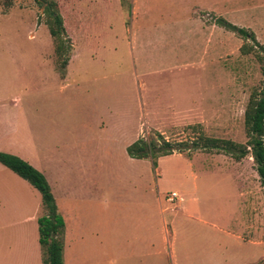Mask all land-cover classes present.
<instances>
[{
    "label": "rangeland",
    "instance_id": "1",
    "mask_svg": "<svg viewBox=\"0 0 264 264\" xmlns=\"http://www.w3.org/2000/svg\"><path fill=\"white\" fill-rule=\"evenodd\" d=\"M54 1L73 46L69 80L77 97L66 100L71 91L60 92L54 80L44 8L36 0H0V153L40 171L39 142L50 148L40 166L58 213L72 195L89 224L87 246L70 263L264 264V189L251 157L238 163L236 181L230 164L237 162L222 153H174L155 168L151 158L127 151L155 134L173 144L202 132L247 143L245 110L264 81L259 50L217 27L220 46L206 55L193 18L207 16L211 26L224 17L264 46V16L239 12L264 0ZM212 9L221 16L206 12ZM98 118L109 129H76ZM101 130L105 155L91 156L89 139ZM173 193L185 202L169 203ZM45 215L39 191L0 163V263L28 256L43 264L32 219ZM65 236L66 229L64 243ZM63 260L69 264L65 250Z\"/></svg>",
    "mask_w": 264,
    "mask_h": 264
},
{
    "label": "trees",
    "instance_id": "2",
    "mask_svg": "<svg viewBox=\"0 0 264 264\" xmlns=\"http://www.w3.org/2000/svg\"><path fill=\"white\" fill-rule=\"evenodd\" d=\"M44 8L46 25L52 37L57 63L62 70H66L73 51L71 39L66 33L63 17L59 6L54 0H36ZM215 24L237 35L245 42H251L259 50V60L264 63V46L261 45L252 31L238 27L224 18L215 19ZM247 46L241 48L247 54ZM264 76V68H263ZM247 143L237 144L233 141L207 137L203 132L198 138L187 143L173 144L166 141L161 135H149L147 139L141 138L128 148V154L133 159L151 158L155 168L161 157L174 153H188L197 151L216 152L225 154L237 162L246 157L254 161L261 187L264 189V81L260 91L250 96L244 114ZM0 163L23 180L30 183L42 196L46 215L38 219L39 244L44 252L43 264H64V218L58 213L55 198L51 188L42 173L28 162L5 153H0Z\"/></svg>",
    "mask_w": 264,
    "mask_h": 264
},
{
    "label": "crops",
    "instance_id": "3",
    "mask_svg": "<svg viewBox=\"0 0 264 264\" xmlns=\"http://www.w3.org/2000/svg\"><path fill=\"white\" fill-rule=\"evenodd\" d=\"M258 11H260L261 14L264 16V4H262L260 6L252 5L251 8L241 9L239 12H245V13H250L251 14V13L258 12ZM206 12L208 14L213 13L215 15L221 16V14H217L213 9L212 10H208ZM224 15L228 16L230 14L227 13V14H224ZM205 17H207V16H196L195 15V18H193V20H195V24L198 26L200 32L202 34H204L205 37H206L205 54L207 55L210 52L211 49H214L215 47H219L220 46V41H219L218 37H214L215 36L214 35L215 29L218 26L216 24L211 25V26L206 25L205 22H204ZM222 18H224V17H222ZM219 28L220 27H218L217 29H219ZM217 40H218V42H217ZM72 64L73 63L69 62L68 66L66 68L67 73H66L65 77H61L60 74H58L56 72V69L59 66V64L58 63L57 64L56 63H52V66H53L54 71H55L54 80L60 83L58 85L60 87H57V88H59V91L63 92V93L71 91L72 94L70 96H65L64 97L66 100H68L70 102L72 101V99L74 97H77L74 93L79 88L78 86L75 85V81L69 80L71 75H72V71H71ZM46 89L47 88L43 89V93H42L41 96H45L44 94L46 93ZM50 98H55V93H53ZM14 103L18 104V103H20V100L17 98ZM203 106H204L203 104L200 105V108L202 109V111H203ZM196 110H194V111H196ZM198 111L199 110H197L196 112H193V114H194L193 117L195 115L198 116V114H199V113L197 114ZM186 116H188V113L186 114ZM69 129H75V128L71 127ZM76 129H109V128H108V125L105 122H103V120L98 118L96 120L95 124H94V127H87L86 126V127H78ZM85 132L86 131H84L82 134L85 135L84 134ZM66 133L69 134V136L72 134L71 131H66ZM97 134L98 135H97L96 138L89 139L90 143H95V145H96L94 148L91 149V156H93L92 154H94V152L96 154H100V155H103L105 153V150L103 149V143L105 141L104 131L103 130L98 131ZM83 135H82V137H83ZM82 141H83V139H82ZM39 147L40 148L38 149V154L36 155V158H37V161H38L37 165H38V169L40 170L39 172L42 173L44 175V177H45L46 170H43L41 168V166H40V157H43V156L45 157V156H48V155H50V157H51V153L52 152L50 151V148L47 145L41 144L40 142H39ZM13 156H15V155H13ZM16 157L20 158V156H16ZM89 160L90 159H88V162H89ZM212 160H214V162H215V159H212ZM235 162H237V161H235ZM81 163H83V165H86L85 161H83V160H82ZM238 163L240 164L241 161L237 162V163H231L230 166L231 167L233 166V169H231V170L234 171L232 177L236 181H238V180L241 181L242 177H240L241 179H239V177L237 176L238 174H236V170L238 168L237 166L239 165ZM240 176H242V175H240ZM182 199H183L182 203H184L185 202V198L182 197ZM69 200L71 202L70 205H69V203L64 201L65 202L64 203V212H62L60 215L64 218V221H65L66 236H65V247H64L65 249L64 250H65V253H66V259H67V262H69V264H72L73 263L72 260H73V258H75V254L78 253V248H79V251L81 252L82 250H84L83 247L87 246L85 244H86V241L89 238L90 234L88 232L89 224H88V221H87L86 217L83 218L81 216L82 214L79 212V209H77L76 205H74V203H76V200L74 199V197L72 195L69 197ZM57 208H58V206H57ZM171 210L174 211V212H178L179 211L178 208L171 209ZM38 219L39 218L35 217L32 220L33 221H38ZM151 236H152L151 233H149L147 235V237L145 235V238H148V240H150ZM153 238H154V236H153ZM2 258H3V259H1L2 263H0V264H14L10 260H8L7 257H2ZM19 260L20 261L17 264H30L28 256H25V257L20 256ZM70 262H72V263H70ZM33 264H41L40 263V259L37 258L36 262L33 263Z\"/></svg>",
    "mask_w": 264,
    "mask_h": 264
},
{
    "label": "built area",
    "instance_id": "4",
    "mask_svg": "<svg viewBox=\"0 0 264 264\" xmlns=\"http://www.w3.org/2000/svg\"><path fill=\"white\" fill-rule=\"evenodd\" d=\"M167 201H168L169 203H173V202H176V201H180V202H182L183 199H182L177 193H173V194H171V195L168 197Z\"/></svg>",
    "mask_w": 264,
    "mask_h": 264
}]
</instances>
